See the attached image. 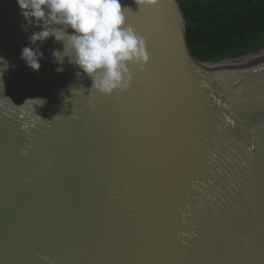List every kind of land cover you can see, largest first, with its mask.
I'll use <instances>...</instances> for the list:
<instances>
[{
  "label": "water",
  "instance_id": "1",
  "mask_svg": "<svg viewBox=\"0 0 264 264\" xmlns=\"http://www.w3.org/2000/svg\"><path fill=\"white\" fill-rule=\"evenodd\" d=\"M120 3L149 60L105 97L52 38L30 70L0 0V264H264V49L208 63L178 0Z\"/></svg>",
  "mask_w": 264,
  "mask_h": 264
},
{
  "label": "clouds",
  "instance_id": "2",
  "mask_svg": "<svg viewBox=\"0 0 264 264\" xmlns=\"http://www.w3.org/2000/svg\"><path fill=\"white\" fill-rule=\"evenodd\" d=\"M156 2L133 0L138 11L151 8ZM15 3L24 26L40 29L32 32L28 45L21 49V59L33 72L40 69L39 61L44 55L39 44L52 38L61 45L52 52L54 62L59 65L55 71L62 72L67 60L91 79L92 91L107 97L127 90L132 80L130 67L143 70L149 60L145 39L127 23L131 9L122 8L120 0H15ZM8 67L7 61L0 57V76Z\"/></svg>",
  "mask_w": 264,
  "mask_h": 264
},
{
  "label": "trees",
  "instance_id": "3",
  "mask_svg": "<svg viewBox=\"0 0 264 264\" xmlns=\"http://www.w3.org/2000/svg\"><path fill=\"white\" fill-rule=\"evenodd\" d=\"M187 40L205 62L264 49V0H178Z\"/></svg>",
  "mask_w": 264,
  "mask_h": 264
},
{
  "label": "rangeland",
  "instance_id": "4",
  "mask_svg": "<svg viewBox=\"0 0 264 264\" xmlns=\"http://www.w3.org/2000/svg\"><path fill=\"white\" fill-rule=\"evenodd\" d=\"M229 58H231V57H229ZM229 58H227V59H229ZM227 59H225V60H227ZM225 60H223V61H225ZM222 62V61H221ZM213 64H215V63H213Z\"/></svg>",
  "mask_w": 264,
  "mask_h": 264
}]
</instances>
